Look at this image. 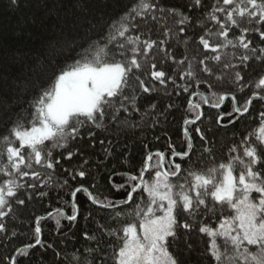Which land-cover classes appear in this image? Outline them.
Segmentation results:
<instances>
[{
    "label": "snow or ice",
    "instance_id": "6c2138e0",
    "mask_svg": "<svg viewBox=\"0 0 264 264\" xmlns=\"http://www.w3.org/2000/svg\"><path fill=\"white\" fill-rule=\"evenodd\" d=\"M184 7L197 17L195 23L193 16L175 7L160 6L159 0H136L108 25L106 32L89 42L74 64L60 69L50 83H38L37 92L28 102L27 116H18L0 134V234L14 235L8 227L14 207L22 211L34 196L48 195L47 190L39 189L51 187L57 166L62 167L61 156L71 160L74 155H83L82 145L87 143L94 148L97 131H108L110 125L113 134L124 126L134 127L123 114L131 116L129 108L140 112L139 94H150L155 82L165 88L170 82L177 96L181 92L188 94L186 110L190 115L183 121L185 150L176 151L170 144L167 156L160 151L149 153L138 174L117 173L127 177L126 184H112L117 192L123 189L126 193L119 201L100 199L80 184L70 193L72 214L57 209L55 215L49 216L57 229L62 227L61 218L76 221L80 214L78 193L85 194L98 209H119L112 213L119 228L98 226L101 237H109L106 243L111 244L112 238L119 242L112 252L114 264H182V253L192 248L194 234L197 242L201 236L208 238L205 251L211 264H264V0H214L210 10L206 0H190ZM201 15L203 20L198 18ZM167 16H179L178 24L201 30L193 41L199 46L197 53H212L199 56V72L203 75L193 70L190 61L180 67L188 60L187 55L177 59L165 47L176 35L166 26ZM245 20L249 26L241 27ZM206 22H211L215 30L206 27ZM159 28H163L164 39H151L153 30ZM178 31L183 34L186 28ZM145 34L148 38L142 39ZM254 37H258L259 46L253 44ZM182 42L186 52L188 39ZM228 48L242 51L222 59L221 50ZM255 61L260 62L261 70L254 82L250 70ZM168 62L176 66L172 75L163 70V64ZM145 64L149 65L148 71L144 70ZM176 71L182 83L177 82ZM142 75L152 83L146 84ZM254 102H259L260 107ZM203 106L216 110L218 127L238 128V122L246 124L252 119L258 121V128L255 136L246 132L237 137L233 132L225 146V160L197 170L195 164L201 162L205 153L215 161L209 146H215V141H210L198 124L204 118ZM173 107L167 105L168 109ZM155 108V104L151 105L152 115L156 114ZM192 125L195 127L190 131ZM192 132L202 142L199 154ZM99 143L104 145L105 140L100 139ZM104 151L111 155L108 148ZM86 164L87 159L79 168L63 171L72 180L83 181L88 175ZM150 169L155 170L154 175L146 179ZM63 184L67 185L68 180ZM90 187L95 188V183ZM137 193L140 195L134 202ZM127 205H132L131 211H125L123 206ZM217 211L216 226H210L208 214ZM91 214L88 212L85 219ZM44 219L36 217L35 242L16 249L5 258L8 264H23L20 258L27 257L29 249L44 247L40 223ZM84 239L97 237L85 232ZM170 248L176 249L175 254ZM88 251L94 253L96 249ZM56 255L59 257L60 253ZM73 259L76 264H92L75 253Z\"/></svg>",
    "mask_w": 264,
    "mask_h": 264
},
{
    "label": "trees",
    "instance_id": "16d2710c",
    "mask_svg": "<svg viewBox=\"0 0 264 264\" xmlns=\"http://www.w3.org/2000/svg\"><path fill=\"white\" fill-rule=\"evenodd\" d=\"M135 2L136 0H16L14 3L13 0H0V134L5 133V130L18 116H27L30 111L28 102L37 92L38 83H50L60 69L74 64L88 47L89 42L97 39L102 32H106L108 25ZM206 2L210 10L214 0H206ZM159 3L160 6L175 7L185 15L193 16V23H195L197 17L184 7L190 3V0H159ZM198 18L203 20L204 16L201 15ZM179 19V16L166 17V26L170 27L176 35L165 47H169L177 59H183L184 55H187L188 60L180 67H185L190 61L193 70L198 75H203L199 72V56L212 55V53H197L199 46L193 41L201 30H193L190 26L180 25L177 23ZM248 26L246 20L241 23V27ZM180 27L186 28L183 34H179ZM206 27L213 28V24L206 22ZM146 38L148 34L142 37V39ZM184 38L188 39L186 52L182 42ZM230 38H233L231 34ZM151 39H164L163 28H159V31L154 29ZM253 44L259 46L258 37H254ZM155 51L153 49V52ZM221 51L222 59H224L230 58L233 52L239 55L242 49L228 48ZM159 60L160 57L157 54L158 69L161 68ZM144 70L148 71L149 65L145 64ZM163 70L172 75L176 66L168 62L163 64ZM260 70V62L255 61L250 70L254 82ZM176 77L177 82L182 83L179 81L178 71H176ZM141 78L145 79L146 84L152 83L143 75ZM155 84L150 94L142 92L139 94L137 107L141 109L140 112H133L129 108L131 116L127 113L123 114L130 124L135 125L134 127L124 126L117 134H113L111 125L108 131H97L96 137H93L96 140L94 148L84 143L81 147L83 155H74L71 160L60 157L62 167L57 166L56 173L51 180V187L46 186L44 189H39V191L47 190V196H34L31 202L26 203L22 211L14 207L11 222L8 223L9 232L14 235L5 237L4 234H0V264H8L5 258L11 256L16 249L35 242L36 217L53 211L57 212V209L66 215L72 214L70 193L75 187L84 184L100 199L108 197L119 201L125 197L126 193L123 189L117 192L112 184H126L127 177L117 175V173L138 174L149 153L160 151L167 156L171 151L170 144L175 147L176 151L185 150L183 121L190 115L186 110L188 94L181 92L177 96L175 94L177 90L170 82L167 88L159 82ZM203 89L202 85L201 91ZM153 104L156 106L155 115L151 113ZM168 104H173L174 107L168 109ZM254 104L260 107L259 102H254ZM203 107L204 118L198 124L205 136L210 141H215V146L209 145L212 147L215 161L209 159L208 154L205 153L200 158L201 162L195 164L197 170H203L225 160V146L232 139L233 132L237 137L246 132H253L255 136V129L258 128V121L252 119H248L246 124L238 122V128L235 125L229 128L218 127L215 121L216 110L209 109L207 106ZM225 107H228L227 101ZM146 111L148 115H145ZM209 116L212 117L211 120H208ZM194 127L195 125L189 126L190 131ZM192 135L197 154H199L202 150V142L194 132ZM100 139L105 140L104 145L99 143ZM109 140L112 141L111 145L108 144ZM105 148L111 151L110 156L105 153ZM85 159L88 160V164L84 165V170L88 172V175L83 181L79 178L72 180L68 173L63 171V168H68L69 171L79 168ZM177 162H181L179 158ZM181 163L183 165V162ZM154 171L150 169L145 178L149 179L154 175ZM65 179L68 180L67 185L63 184ZM93 183L96 185L95 188L90 187ZM139 195L140 193L134 195V202ZM76 203L79 205L80 214L74 222L61 218L62 227L57 229L52 217L41 220V238L44 247L37 246L29 249V255L20 258L23 264H70V262L76 264L73 259L74 253L81 258L86 257L92 261V264H100L101 260L103 264H114L112 252L119 242L112 238L111 244L106 243L109 237H101L102 230L98 226L103 224L105 228H119L120 223L112 219L113 211L119 209H98L83 193L77 194ZM123 207L125 211L132 209V205ZM88 212L92 214L85 219ZM227 214L225 212V215ZM208 215L211 217L210 226H216V216L219 215V211ZM5 222H8L7 218ZM85 232L95 235L97 239L85 240ZM207 240V237L201 236L197 242L194 234L190 241L192 248L182 253V264H211L210 257L205 251ZM97 241H100L99 247H97ZM48 245L52 247L49 248ZM183 247L181 244V248ZM88 249H96V251L91 253ZM169 251L175 254L176 249L170 248ZM57 252L60 253L59 257L56 255Z\"/></svg>",
    "mask_w": 264,
    "mask_h": 264
},
{
    "label": "water",
    "instance_id": "95a60500",
    "mask_svg": "<svg viewBox=\"0 0 264 264\" xmlns=\"http://www.w3.org/2000/svg\"><path fill=\"white\" fill-rule=\"evenodd\" d=\"M154 153V152H153ZM145 176H146V174H145ZM54 212H56V211H53V212H51L52 214L54 213ZM43 217H46V218H48V217H50L49 216V214H47V215H44ZM24 247V246H23ZM22 248V247H21Z\"/></svg>",
    "mask_w": 264,
    "mask_h": 264
}]
</instances>
